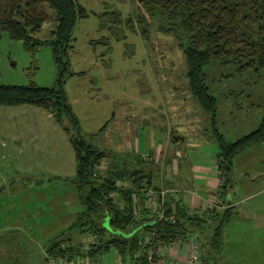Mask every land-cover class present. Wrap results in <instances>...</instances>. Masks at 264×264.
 Segmentation results:
<instances>
[{
	"label": "rangeland",
	"instance_id": "rangeland-1",
	"mask_svg": "<svg viewBox=\"0 0 264 264\" xmlns=\"http://www.w3.org/2000/svg\"><path fill=\"white\" fill-rule=\"evenodd\" d=\"M78 1L88 14L73 26L63 85L81 134L108 152L98 170L130 161L158 183L163 176L184 180L185 168L197 163L215 166L219 147L210 114L188 88L177 39L157 30V18L139 8L138 0ZM54 26L46 20L34 35L49 39ZM203 69L225 138L257 127L264 115V65L238 69L214 59ZM57 76L49 43L29 50L0 30V83L50 86ZM169 140L175 174L164 171L155 153ZM75 169L71 142L46 108L0 104V264H104L115 255L105 251L86 262L77 254L75 263L53 261L46 252L49 239L61 231L74 245L94 238L76 228L66 231L82 208L70 181ZM230 178L235 213L223 224L221 248L204 251L205 264H264V140L235 155ZM115 264L141 263L125 255Z\"/></svg>",
	"mask_w": 264,
	"mask_h": 264
},
{
	"label": "trees",
	"instance_id": "trees-1",
	"mask_svg": "<svg viewBox=\"0 0 264 264\" xmlns=\"http://www.w3.org/2000/svg\"><path fill=\"white\" fill-rule=\"evenodd\" d=\"M138 6L157 18V30L174 36L183 52L188 88L209 112L211 130L219 147L215 162L223 178L218 191L222 198L232 186L230 172L235 155L250 144L264 140V115L254 129L234 140L226 139L215 123L216 96L209 91L203 67L214 59L232 61L238 69H258L264 65V0H138ZM87 14L86 7L78 0H0V30L20 39L29 50L49 43L58 66L54 85L0 83V104L37 105L46 108L62 124L75 157V175L70 181L82 205L66 231L76 228L95 237L88 244L74 245L71 237L61 231L49 239L46 252L49 258L59 262L77 254L96 260L114 247L120 257L128 255L135 262L148 264L146 253L150 242L139 237L142 233L152 232L151 241L165 247L164 255H168L165 250L175 238L194 235L200 244V264H205L204 251L208 254L221 248L223 224L235 213V205L199 213L179 203L171 207L164 201L163 215L159 217L150 203L144 206L138 201L143 196V188L159 189L152 175L133 169L130 161L100 172L98 166L108 152L80 132L78 118L64 89L63 75L69 66L67 49L73 26L79 17ZM46 20L55 21L51 38L36 37L34 33ZM140 20L138 17L137 21ZM147 30L145 26L142 32ZM135 157L140 158L132 155Z\"/></svg>",
	"mask_w": 264,
	"mask_h": 264
},
{
	"label": "crops",
	"instance_id": "crops-1",
	"mask_svg": "<svg viewBox=\"0 0 264 264\" xmlns=\"http://www.w3.org/2000/svg\"><path fill=\"white\" fill-rule=\"evenodd\" d=\"M172 121L174 122L175 119L173 118ZM209 122L211 124L210 119H209ZM166 143H168L166 145L167 147H165L163 149L162 146L161 147L159 146L155 153L160 159L163 160L164 165H165L164 167H167V168H165L164 171L167 173V172H169L168 170H170L169 174L170 173L175 174V171L173 169H171V166L169 167L171 150L169 152H167V150H169V147L170 146L172 147V145L169 146V144H171L170 140ZM152 152H150V156H152V154H153ZM98 167H101V165H99ZM130 167H132L131 164H130ZM185 172L187 173V177H185L184 180H179V179L177 180L174 177L168 178V177L163 176L161 178V180H159L158 183H154V182L153 183L155 185H157L158 188L163 187V188L168 189V191L166 192V196H165L164 201H166L169 206L173 207L177 203H179V204L184 205L189 211H197L200 213V211H198V209H197V203H198V201H200L199 197H201V198H212V196H216V194L218 196L219 185H218V170L216 167V162H215V166L214 165L208 166L207 164L197 163L193 167L185 168ZM182 181L185 183L181 184ZM211 189H213V190L209 191ZM173 193H177V194L174 195ZM222 200H225L226 202L222 201ZM138 201L140 203L139 205H142V204L144 206L149 205V201L147 199H145V197H143L142 195L138 198ZM220 204H221V206L215 204L213 209H211V210L217 211L219 209H222L225 206H229L230 204L235 205V200L233 198L232 186L229 188L227 193L225 195H223L222 198H220ZM86 244H88V243H86ZM106 251H108V252L113 251L115 255H113V257L108 256L107 261L104 264H115L116 261L118 262V261L122 260V258H123V257H120L116 248H114V247H110ZM165 251H166V254H168L170 257L177 259L179 264H183V254H182V250H181L180 246H177V244H174V245H171ZM104 253L105 252H103V254ZM103 254H101L100 257H102ZM79 257L81 258V256H79ZM84 258H86V262H89L88 261L89 259L87 257H84ZM70 261L71 262L73 261L75 263L78 262L77 255H74L70 259Z\"/></svg>",
	"mask_w": 264,
	"mask_h": 264
},
{
	"label": "built area",
	"instance_id": "built-area-1",
	"mask_svg": "<svg viewBox=\"0 0 264 264\" xmlns=\"http://www.w3.org/2000/svg\"><path fill=\"white\" fill-rule=\"evenodd\" d=\"M143 155L144 157H149V153L147 152H145ZM222 180V176L218 173V189H220ZM117 184L120 185L121 181L118 180ZM167 191L168 189L163 187L159 189H154L151 187L143 188V196L153 206L159 217L163 215L162 203L164 202ZM199 198L200 201L197 203V209L200 211V213L212 211L211 209H213L215 204L221 206L219 192L218 196L216 194V196H212V198ZM139 237L145 239L147 242H150L149 249L146 253V262L148 264H179L177 259L170 257L169 255H164L163 250L165 247L163 245H156L151 241L153 237L152 232L142 233L139 235ZM174 244L180 246L182 250L183 264H200V244L194 235H188L184 238H175L167 247V249ZM83 249L85 250L86 246L83 247Z\"/></svg>",
	"mask_w": 264,
	"mask_h": 264
},
{
	"label": "water",
	"instance_id": "water-1",
	"mask_svg": "<svg viewBox=\"0 0 264 264\" xmlns=\"http://www.w3.org/2000/svg\"><path fill=\"white\" fill-rule=\"evenodd\" d=\"M106 224V223H105Z\"/></svg>",
	"mask_w": 264,
	"mask_h": 264
}]
</instances>
